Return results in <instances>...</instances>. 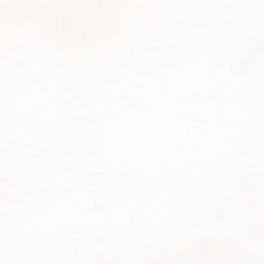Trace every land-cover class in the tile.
<instances>
[{"label": "snow or ice", "instance_id": "6c2138e0", "mask_svg": "<svg viewBox=\"0 0 264 264\" xmlns=\"http://www.w3.org/2000/svg\"><path fill=\"white\" fill-rule=\"evenodd\" d=\"M0 264H264V0H0Z\"/></svg>", "mask_w": 264, "mask_h": 264}]
</instances>
